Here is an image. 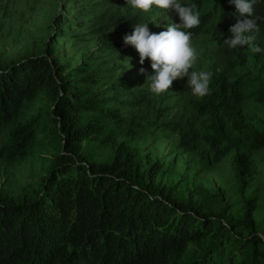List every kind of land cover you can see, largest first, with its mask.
Masks as SVG:
<instances>
[{
	"label": "trees",
	"instance_id": "obj_1",
	"mask_svg": "<svg viewBox=\"0 0 264 264\" xmlns=\"http://www.w3.org/2000/svg\"><path fill=\"white\" fill-rule=\"evenodd\" d=\"M190 3L201 12L194 35H224L236 23L228 0ZM254 18L264 30V0H255ZM143 21L139 12L104 18L94 9L72 38L105 45L103 32ZM58 23L43 53L0 61V159L57 145L31 189L13 197L0 187V264H264L250 155L264 150V123L248 122L252 94L242 76L224 64L212 73L210 94L157 108L125 79L121 63L139 56L133 46L115 41L103 55L64 58L57 41L68 37L70 21ZM165 132L201 169L233 153L243 203L232 209L220 189L197 182L188 191L179 177L163 178L143 143Z\"/></svg>",
	"mask_w": 264,
	"mask_h": 264
},
{
	"label": "rangeland",
	"instance_id": "obj_2",
	"mask_svg": "<svg viewBox=\"0 0 264 264\" xmlns=\"http://www.w3.org/2000/svg\"><path fill=\"white\" fill-rule=\"evenodd\" d=\"M189 1L182 0V3ZM94 9L102 11L104 18L120 15L130 17L134 13H142L144 19L142 23H147L149 30L155 33L166 30L168 23H179L178 16L170 9L160 10L153 7L152 11L143 12L126 5V0H0L1 63L18 60L26 54L43 53L44 42L51 43L57 35L54 27L60 25L61 23L58 22L64 19L70 21L69 25L63 24L66 30H62L68 37L57 41V53L64 58L73 56L78 61L83 60L85 53L90 55L107 53L106 44L123 42L125 34H131L133 31L124 26H113L101 34L105 45L96 40L80 44L72 37H78V33L83 31L79 21L90 17ZM230 38V32L224 35H212L207 32L193 34V45L199 52V57L190 71L213 73L224 64L232 65L234 77L242 76L252 94L249 99L248 122L257 126L261 122L264 123V52L254 54L247 47L230 48L224 43ZM255 43L264 49V30L261 28ZM113 55H110L111 59L114 58ZM150 63L145 59L144 64L141 65L137 56L129 64L122 62L121 67L125 71V79L128 83L136 88H145L157 108L171 105L174 101L185 103L189 98H196L187 86L186 77L174 80L165 93L152 94L146 81V74H152ZM141 67L145 69V74L139 72ZM37 105L38 101L34 103L29 113H35ZM176 139V134L165 132L164 135L152 137L143 143V151L153 156L156 162L161 163L162 169L165 170L163 178L176 181L179 177L188 191L193 188V183L197 182L220 189L232 209L235 207L234 200L243 203L239 199L232 176L233 153L220 163H210L208 167L201 169L196 157L182 153L176 148ZM56 150L57 145L48 141V145L47 143L42 146L35 145L33 150H29L30 155L0 159V187L13 197L18 196L23 186L28 185L27 189H31L46 173L50 156ZM250 155L255 165L252 176L257 197L254 219L258 234L264 240V150H252Z\"/></svg>",
	"mask_w": 264,
	"mask_h": 264
},
{
	"label": "clouds",
	"instance_id": "obj_3",
	"mask_svg": "<svg viewBox=\"0 0 264 264\" xmlns=\"http://www.w3.org/2000/svg\"><path fill=\"white\" fill-rule=\"evenodd\" d=\"M235 6L238 17L236 23L229 27L231 34L226 43L230 48L247 47L251 53L264 52L255 43L260 32L254 18L255 0H228ZM126 5L143 12L152 11L153 7L160 10H172L179 18V23H168L166 30L159 33L150 32L147 23L133 25L131 34L123 37L124 45L134 47L139 55V63L148 59L152 74H146L149 91L161 95L168 91L174 80L187 78V86L195 97L203 98L210 94L212 73L209 71H190L199 57V52L193 45V33L190 31L199 27L201 12L194 3L185 4L182 0H126ZM130 59V58H129ZM145 74V69H139Z\"/></svg>",
	"mask_w": 264,
	"mask_h": 264
}]
</instances>
